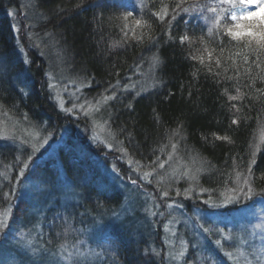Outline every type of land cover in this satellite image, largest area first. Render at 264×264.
<instances>
[{"label":"trees","instance_id":"trees-1","mask_svg":"<svg viewBox=\"0 0 264 264\" xmlns=\"http://www.w3.org/2000/svg\"><path fill=\"white\" fill-rule=\"evenodd\" d=\"M34 1L42 16L37 36L53 40L71 69L90 80L87 91L95 96L126 83L138 69L155 68L154 88L110 102L111 135L131 161L148 162L174 145L206 194H239L240 204L211 209L221 218L264 203V48L251 37L228 34L238 23L260 21L231 20L244 0ZM19 8L20 0H0V108L54 137L69 132L30 178H66L80 201L48 211L44 244L59 249L81 242L95 252L89 264H166L163 252L124 227L130 219L110 225L102 216L115 212L123 198L97 161L118 162V153L95 144L84 119L59 109L47 87V59L22 35L27 55L21 54L9 15ZM16 150L0 144V215L11 210L0 226V254L30 218L29 194L21 183L14 189Z\"/></svg>","mask_w":264,"mask_h":264},{"label":"rangeland","instance_id":"rangeland-1","mask_svg":"<svg viewBox=\"0 0 264 264\" xmlns=\"http://www.w3.org/2000/svg\"><path fill=\"white\" fill-rule=\"evenodd\" d=\"M246 12L257 14L252 20L264 19V0L242 1L230 18L232 20L233 15L240 17ZM9 15L21 54L24 57L27 55L20 37L22 35L47 59V87L59 109L72 117L84 119L95 144L118 153V162L111 157L97 161L123 198L115 212L102 215L111 219L110 225L121 222L123 217L130 219L124 223V227L134 230L139 238H146L152 249L163 252L166 264H264V203L244 210L236 218H221L218 211L211 209L240 204L239 194L234 195L233 191L206 194L197 184L193 166L180 157L174 145L165 148L163 154L155 153L148 162H142L145 164H138L131 161L119 143L116 144L110 132V102L138 96L154 88L155 68L152 71L138 69L126 83L110 87L103 94L99 92L95 96L87 91L91 87L90 80L71 69L72 65L70 67L60 57L50 42L52 39L48 37L43 41L37 36L36 23L42 16L34 0H20L18 11L10 10ZM108 97L112 99H106ZM68 133L54 137L35 127L26 118H13L0 108V144L15 147L19 155L16 158L18 168L14 189L21 183L20 188L29 194L31 201L28 226L15 233L7 249L0 254V264L93 263L95 252L86 245L83 247L81 242L59 249H51L44 244L42 221L48 211L80 202L76 192L68 185L69 181L66 178L59 180L52 175H47L41 181L30 178V170L37 162L55 155ZM24 163H28L29 167L24 169V176H21ZM118 163L124 164L125 168L119 169ZM161 164L164 167H160ZM123 171L127 177L122 175ZM177 192L180 194L177 195ZM201 201H208L207 208L203 207ZM10 212L7 209L1 213V227H5ZM201 225L210 231L205 232ZM217 254L221 256L220 260L214 258Z\"/></svg>","mask_w":264,"mask_h":264},{"label":"snow or ice","instance_id":"snow-or-ice-1","mask_svg":"<svg viewBox=\"0 0 264 264\" xmlns=\"http://www.w3.org/2000/svg\"><path fill=\"white\" fill-rule=\"evenodd\" d=\"M222 3L224 2H229V0H221ZM185 11H187V9H185ZM211 11L216 12L215 8H212ZM257 14L254 12H246L243 13L240 17H237L235 15L232 16V20H242V21H249L252 20L254 18H256ZM161 19H163V16H161ZM140 22L137 21V24H139ZM247 28V30H245ZM228 34L230 36H232L234 39L239 40L241 37H251L252 39L256 40L260 46L262 48H264V19H260V21L256 24H252V25H245L244 23H238L235 25V28H229L228 29ZM184 39H187V37H185ZM106 99H112V97H108ZM233 99H237V97H233ZM226 139V138H225ZM46 142V141H45ZM35 148V145H34ZM29 167L28 163H24L23 168L20 171V175L24 176V169H27ZM160 167H164V165H160ZM145 176H147V174H145ZM133 184L136 183V181H132ZM249 193H251V189L249 188ZM180 193L177 192V195H179ZM165 196L168 195L167 192L164 193ZM205 203H208V201H206ZM215 207V205H213ZM0 226H3V222L0 221ZM201 227L203 228V230L205 232H209L210 229L207 227H204L203 225H201ZM218 231L223 232L222 229H218ZM220 241L217 240V244H219Z\"/></svg>","mask_w":264,"mask_h":264}]
</instances>
